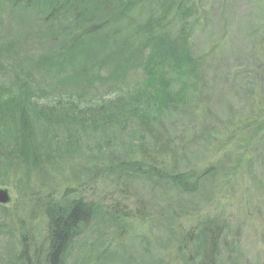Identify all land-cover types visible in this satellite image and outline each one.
Here are the masks:
<instances>
[{"label": "rangeland", "instance_id": "1", "mask_svg": "<svg viewBox=\"0 0 264 264\" xmlns=\"http://www.w3.org/2000/svg\"><path fill=\"white\" fill-rule=\"evenodd\" d=\"M140 1L133 0L137 8L130 9L124 21L145 19L149 5ZM165 2L192 8L185 38L203 75L202 82L187 86L180 107L173 102L168 109L157 105L152 94H136L135 85L146 77L137 65L125 82L97 80L81 89L83 83L74 81L58 88V80L72 72L69 59L61 56L66 59L59 74L55 66L49 73L46 64L35 62L60 52L57 43L63 38L52 41L49 22L29 11L12 10L1 0L0 128L18 123V79L25 76L31 77L27 95L36 92L26 109L42 118L47 114L48 127L32 122L41 172L26 173L17 165L0 174V187L9 190L12 201L0 204L5 206L0 212V264H43L50 234L43 207L50 200L63 204L80 198L97 204L98 211L61 264H96L100 255L104 264H207L192 245L178 246L179 239L186 242L210 220L222 224L221 235L233 247L230 255L236 256V264H264V2ZM169 20L153 40L162 33L176 40L186 31L176 17ZM123 25L119 39L130 30L124 32ZM55 29L62 32L58 25ZM177 81L172 74L170 94L183 90ZM53 103L62 114L45 111ZM204 103L210 106L209 115L198 106ZM136 113L162 119L138 128L142 119ZM107 118H118V127L99 129ZM46 160L53 164H44ZM122 163L133 172L117 170ZM94 166L102 169L95 173ZM209 168L213 174L202 179ZM186 171L197 189L183 194L166 177ZM120 229L126 232L118 235ZM219 241L214 264H231Z\"/></svg>", "mask_w": 264, "mask_h": 264}, {"label": "trees", "instance_id": "2", "mask_svg": "<svg viewBox=\"0 0 264 264\" xmlns=\"http://www.w3.org/2000/svg\"><path fill=\"white\" fill-rule=\"evenodd\" d=\"M260 1L264 2V0ZM2 2H8L12 10L29 11L35 15H40L41 21L49 22V33H51L49 37L52 41L57 42L60 38H63L57 43L61 47V53L58 52L50 57H40L35 62L36 64H46V69L49 73H51V67L55 66L56 72L59 74L64 68L62 63L66 58L69 59V64L73 68L72 72L64 74L58 80L59 85H56L58 88L64 83H73L74 81H77V84L83 83L81 89L92 86L97 80H99V83H109L110 81L117 83L120 81L125 82L128 77L127 75L135 68L133 65H137L142 67L144 76L146 77L142 82H138V85H135L136 94L142 95L144 91L148 93V96L152 94L157 101V105L162 104L161 106L164 109H168V106L173 105V102L177 103L175 104L176 106L179 104L180 107L186 97L185 89L189 86L193 87L197 85L200 80L201 82L203 81L202 71H200L202 67L201 62L190 51L189 43L185 38L186 33L190 31L188 18L192 13V8H181V4L178 7H174L172 2H165V0H141L142 6L145 3L149 5L146 9L148 14L145 19L135 18L124 21L127 18L129 10L134 7L137 8L133 5V0H2ZM157 9L160 11L158 12ZM169 17H176V20L181 21V26L186 31L182 32L176 40L171 39L165 33L160 34V38L158 37L153 40L157 32H162L161 29L163 27L166 30V20L171 23ZM120 23L122 25L124 23V32L126 27L130 28L129 32L126 31L123 34L122 39L118 38ZM166 24L168 25V23ZM56 25L62 29V32L59 29H55ZM137 36L140 39L138 41L136 39ZM141 40L142 42H140ZM147 48L148 51L146 56H144L143 50ZM61 56L66 58L61 59ZM75 61H77L76 64L74 63ZM134 62L137 63L133 64ZM103 72L106 73L105 76ZM172 74L177 76V82L183 88L182 91H177L174 94L168 92L167 85ZM64 76L65 78L63 79ZM29 78L31 79L30 76H25L18 79L19 83H21L18 87L20 90L18 102L21 103L18 123L14 124V126L0 128V174L10 171V169L14 170L17 165L20 166L21 171L26 173L41 172L43 169L40 167L43 161L38 164L40 153L36 146H34L36 141L34 124L44 127L46 130L48 125L45 123H47L48 119L45 113L43 119L42 115H34L26 109V106L33 101L31 98L36 96L35 91L33 97H30L29 94L27 95L26 90ZM158 86L161 87L160 91L158 90ZM1 93L3 96L4 91L2 90ZM57 94L59 95V93ZM71 95L73 96V94H66L69 97ZM148 96H146L147 99H149ZM198 101L200 102V98ZM1 106L2 104H0ZM198 106L202 108V113L206 112L208 115L210 114L211 110L208 104H198ZM7 108L9 109L10 106H7ZM45 111L62 114L59 112V108H55L54 103L50 108L45 109ZM136 114L142 119V125L140 124L138 128L154 122L159 123L162 119L160 116L149 118L145 113ZM250 116L249 111L246 119L248 120ZM107 119H103L107 122L99 129L108 131L113 127H118V118L115 120ZM64 121L66 120L64 119L59 122ZM108 140L110 139L107 136L106 141ZM46 162L53 164V162L47 160L44 161V164ZM123 165V163L119 165L117 170L123 172ZM152 168L153 171H158L157 166H153ZM96 169L101 170L102 168L101 166H94L93 170H95V173ZM211 169L205 170L202 179L213 174V170ZM124 170L132 171L130 167L124 168ZM161 170L159 171L162 172ZM24 172L21 173L23 174ZM187 174V171L180 173L171 172L167 174L166 180L172 187H176L178 191L184 194L191 189H197V186L195 187L191 182H188ZM19 175L22 176L21 174ZM25 176L28 177L26 174ZM1 181L0 179V184H2ZM96 206L98 205L92 202L86 203L83 198L69 200L63 204L50 200L49 203L45 204L43 208L45 209L44 214L46 221H48L47 229L50 234L47 236L48 244L43 264H61L64 261V258L67 256V249L70 250L74 246V241H77V237L80 236L81 232L86 230V224L90 221L91 217H95L98 211ZM3 210L5 211V206L0 205V212L3 213ZM122 210L120 209L121 212ZM177 216H180V214H177ZM221 229L222 224H215L213 220L206 223L202 222L201 231L198 234H189L186 242L178 238V248L185 249L186 245L190 244L195 247L199 256H201L200 258L203 257L207 261V264H214L212 256L219 250L217 242L220 240V243L223 241L225 244L226 241L221 235ZM123 232L126 231L120 229L118 235L123 234ZM5 233L8 234V231ZM21 242H23V238ZM119 242L121 241L117 243ZM225 246L226 248H224L229 254L230 260H233L231 264H236L234 260L236 256L230 255L233 252V247H231L230 243L225 244ZM119 248L120 246L118 245L114 247L115 250ZM110 250L112 251L113 249L110 248ZM111 251L109 252L110 254H112ZM87 256L86 252L82 254L83 259H86ZM38 257L39 254L36 255L39 262ZM101 258V255L97 256L93 262L97 264V260L98 264H104L103 261H100ZM200 262L202 263V260Z\"/></svg>", "mask_w": 264, "mask_h": 264}, {"label": "water", "instance_id": "3", "mask_svg": "<svg viewBox=\"0 0 264 264\" xmlns=\"http://www.w3.org/2000/svg\"><path fill=\"white\" fill-rule=\"evenodd\" d=\"M12 202L11 201V196L9 193V190H7L5 187H0V204L5 205Z\"/></svg>", "mask_w": 264, "mask_h": 264}]
</instances>
